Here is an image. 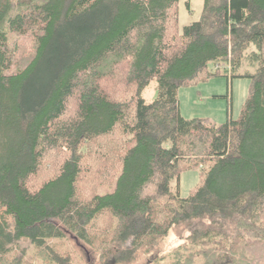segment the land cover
Here are the masks:
<instances>
[{
	"label": "trees",
	"instance_id": "16d2710c",
	"mask_svg": "<svg viewBox=\"0 0 264 264\" xmlns=\"http://www.w3.org/2000/svg\"><path fill=\"white\" fill-rule=\"evenodd\" d=\"M178 2L0 0V264H264V0ZM215 75L238 117L183 118Z\"/></svg>",
	"mask_w": 264,
	"mask_h": 264
},
{
	"label": "rangeland",
	"instance_id": "374dc122",
	"mask_svg": "<svg viewBox=\"0 0 264 264\" xmlns=\"http://www.w3.org/2000/svg\"><path fill=\"white\" fill-rule=\"evenodd\" d=\"M179 0L178 2V28L182 31L185 25L198 20L202 9L203 0ZM210 69V66H209ZM157 81L152 79L143 89L141 96L145 103H150L156 97ZM249 81L246 78H234L229 82L222 75L211 76L206 80H198L181 86L177 90V104L180 115L185 119L205 118L209 123L220 124L226 120L228 114L238 117L241 106L248 92ZM202 178L197 169L183 171L180 177L179 192L182 196H188L200 185ZM115 184L113 183V186ZM105 187H100L101 192ZM112 187L109 188L111 190ZM173 235L169 237V246L177 244L173 242ZM70 249L65 243L63 246ZM258 252L264 253V245ZM76 263H80L75 257Z\"/></svg>",
	"mask_w": 264,
	"mask_h": 264
}]
</instances>
